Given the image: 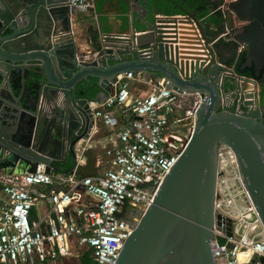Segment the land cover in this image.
I'll use <instances>...</instances> for the list:
<instances>
[{
  "label": "water",
  "instance_id": "obj_1",
  "mask_svg": "<svg viewBox=\"0 0 264 264\" xmlns=\"http://www.w3.org/2000/svg\"><path fill=\"white\" fill-rule=\"evenodd\" d=\"M129 1L143 28L134 26L129 34L101 30L84 53L89 57L78 58L71 23L77 11L69 0H0V174L34 172L39 164L48 173L61 171L59 162L69 155L76 158V145L91 140L92 129L101 124L92 100L78 96L82 81L96 78L102 91L95 99L103 101L126 71L163 77L166 87L199 93L203 101L185 150L126 239L116 264H215L211 241L220 224L215 212L220 143L236 153L264 222V94L259 88L264 82V0L227 3L245 22L233 39L245 46L241 68L253 67L254 77L217 60L221 36L210 33V22L196 9L180 5L183 14H158L154 5L150 17L141 0ZM185 23L196 30L191 46L200 51L180 50L179 26ZM232 75L235 85L227 81ZM248 81L254 83L249 90L244 85ZM6 107L12 110L7 111L10 117L3 114ZM62 108L68 141L63 156H57L44 144L53 126L49 116ZM82 155L85 161L76 164V174H94L96 156L89 148ZM227 231L231 233V221Z\"/></svg>",
  "mask_w": 264,
  "mask_h": 264
},
{
  "label": "built area",
  "instance_id": "obj_2",
  "mask_svg": "<svg viewBox=\"0 0 264 264\" xmlns=\"http://www.w3.org/2000/svg\"><path fill=\"white\" fill-rule=\"evenodd\" d=\"M69 2L81 12L93 6V0ZM157 78L126 71L119 75L115 92L92 105L94 117L112 139L105 150L109 159L99 161L94 174L75 172L76 164L85 161L88 143L76 145L70 171L48 173L39 164L34 172L0 174V264L73 257L79 264L88 250L91 264H116L126 239L185 150L203 101L199 93L168 88L165 78ZM133 81L151 89L135 93ZM217 170L215 212L220 224L211 241L215 264H264V222L237 155L226 143L218 146ZM41 201L49 206L34 218L33 209Z\"/></svg>",
  "mask_w": 264,
  "mask_h": 264
},
{
  "label": "crops",
  "instance_id": "obj_3",
  "mask_svg": "<svg viewBox=\"0 0 264 264\" xmlns=\"http://www.w3.org/2000/svg\"><path fill=\"white\" fill-rule=\"evenodd\" d=\"M230 0H141L144 5L150 9V17L152 15L151 9L155 5L156 12L158 14H183L180 9V5L185 6L186 8L198 11V16L203 20H206L205 23H209L210 33L214 34V31L221 36L220 45L217 50V60L225 65L230 67H235L236 62L239 59V53L245 51V46L236 40L233 39V34L238 27H241L245 22L240 21L236 15L228 9L227 3ZM129 0H97L96 4L93 3V6L86 12L77 11L75 14L71 15L72 23V33L77 45V55L81 56L82 54L91 50L90 44L93 41H97L100 36L101 30L106 34H126L131 33V29L135 26L134 30H139L143 28V23L140 19L137 18V13L132 12L129 6ZM212 23H215V29L211 30V27H214ZM184 26H179V45L182 52H194L200 51L194 49L191 45V37L196 30H193L190 23L180 24ZM215 33V34H216ZM235 42L239 44V53L236 54L231 51H227L226 43ZM85 55V54H84ZM83 56V55H82ZM145 77L150 79H158L157 75L143 73ZM231 78V76H229ZM227 78V79H230ZM232 80V79H230ZM138 83V81H133ZM249 82V89L253 88L254 83ZM247 82V84H248ZM242 83V82H241ZM147 89L145 92L138 91L137 93L146 94L151 86L145 84ZM29 82L27 83V87ZM264 86V82L259 85L260 90ZM1 89V88H0ZM102 89H99L97 95H101ZM102 100H92V105H95L96 102ZM60 106L63 107V102L60 103ZM120 106L114 107L116 112L119 111ZM10 108L6 107V111L3 113L5 117H10ZM65 109H59L53 111L52 124L49 128L48 142L45 138L44 146L49 150H53L57 156H63L67 148L68 141V131H67V122L65 120ZM48 127V126H47ZM51 133V134H50ZM91 140L82 141L81 143H88L89 149L96 156L97 163L102 160H108V156L105 154V150L108 147L109 143L112 141L110 136L107 134L105 127L100 124L94 126L91 131ZM76 163V159H75ZM48 203L46 201H41L40 205L37 208L33 209L32 216L34 218L40 217L48 208ZM83 252V251H82ZM62 260L58 259L51 261L49 263H37V264H57V262ZM9 264V263H4Z\"/></svg>",
  "mask_w": 264,
  "mask_h": 264
},
{
  "label": "trees",
  "instance_id": "obj_4",
  "mask_svg": "<svg viewBox=\"0 0 264 264\" xmlns=\"http://www.w3.org/2000/svg\"><path fill=\"white\" fill-rule=\"evenodd\" d=\"M245 61V51L241 52L239 55V59L235 64V69L239 74L245 75V76H251L254 77V71L253 68H246L242 69L241 65ZM99 85L97 83L96 78H90L89 80H84L79 84L78 88V96L80 97H86L90 100H94L96 95L99 92ZM262 93H264V86L262 87ZM59 165L61 166V172L63 171H70L75 166V157L72 155H69L68 158L65 161L59 162ZM91 251H84L83 254L80 257L79 264H91Z\"/></svg>",
  "mask_w": 264,
  "mask_h": 264
},
{
  "label": "rangeland",
  "instance_id": "obj_5",
  "mask_svg": "<svg viewBox=\"0 0 264 264\" xmlns=\"http://www.w3.org/2000/svg\"><path fill=\"white\" fill-rule=\"evenodd\" d=\"M219 43H221V42H219ZM226 45H227V51H231V55H233V52L236 53V54L239 53V48H240L239 44H237L235 42H233V44L230 43V42L229 43L227 42ZM230 79H232V80H230ZM230 79L227 80L229 85L237 84V81H236L235 78H230ZM131 85H132V90L135 93H137L138 91L145 92L146 89H147L146 85L138 84V83H135V82H132ZM244 85H245L246 89L249 90V82H248V84L246 83ZM57 264H61V262L58 261ZM62 264H78V260L73 257L71 259H67V260L62 261Z\"/></svg>",
  "mask_w": 264,
  "mask_h": 264
},
{
  "label": "flooded vegetation",
  "instance_id": "obj_6",
  "mask_svg": "<svg viewBox=\"0 0 264 264\" xmlns=\"http://www.w3.org/2000/svg\"><path fill=\"white\" fill-rule=\"evenodd\" d=\"M243 64V63H242ZM246 68H253V67H246ZM245 68V69H246ZM248 77H251V76H248ZM262 80V79H261ZM246 84V83H245ZM262 84V83H261ZM248 90V89H247ZM261 91V93H262V90H260ZM264 94V93H263ZM240 108H245V107H243L242 105L240 106Z\"/></svg>",
  "mask_w": 264,
  "mask_h": 264
},
{
  "label": "bare ground",
  "instance_id": "obj_7",
  "mask_svg": "<svg viewBox=\"0 0 264 264\" xmlns=\"http://www.w3.org/2000/svg\"><path fill=\"white\" fill-rule=\"evenodd\" d=\"M231 78H236V77H233V75H232Z\"/></svg>",
  "mask_w": 264,
  "mask_h": 264
}]
</instances>
